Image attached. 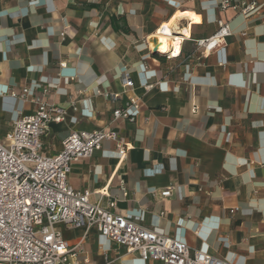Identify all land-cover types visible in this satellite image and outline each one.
Listing matches in <instances>:
<instances>
[{"label": "crops", "instance_id": "1", "mask_svg": "<svg viewBox=\"0 0 264 264\" xmlns=\"http://www.w3.org/2000/svg\"><path fill=\"white\" fill-rule=\"evenodd\" d=\"M223 1L0 0V141L37 98L66 110L42 138L44 154H57L74 131L113 129L133 145L126 161L118 168L116 144L104 141L72 165L76 190L104 207L114 199V212L192 250L264 264V0H229L227 8ZM249 4L256 11L245 16L240 7ZM219 19L232 35L210 53L197 48ZM165 26L184 37L177 57L155 50ZM125 73L132 88L123 86ZM24 88L25 98L12 96ZM131 98L141 105L136 120L111 124L112 111ZM111 176L102 200L96 191ZM169 187L172 195L161 197ZM58 225L80 245L78 261L162 264L95 229Z\"/></svg>", "mask_w": 264, "mask_h": 264}, {"label": "built area", "instance_id": "2", "mask_svg": "<svg viewBox=\"0 0 264 264\" xmlns=\"http://www.w3.org/2000/svg\"><path fill=\"white\" fill-rule=\"evenodd\" d=\"M230 5L231 1H223L222 8ZM240 11L249 16L256 11V7L254 4L243 5ZM217 26L212 36L196 40L197 48L210 53L222 40L232 35L225 21L219 19ZM158 35L173 38L174 42L180 38L178 53L174 54L172 46L168 56L180 55L184 37L172 36L166 27L159 29ZM60 65L65 66V63ZM123 86H134L129 73L124 74ZM153 86L148 84L146 87ZM28 93L29 88H24L21 94L12 92V96L23 99ZM101 95L114 100L119 98L113 93ZM140 109L139 100L131 98L126 105L112 111L110 123L119 119L135 121ZM65 113L66 110L58 104L37 98L36 109L15 120L5 139L0 141V264H86L76 259L80 245L71 246L58 230V224L82 228L86 232L95 229L111 242L124 247L128 253H137L144 262L233 264L207 252L192 250L183 241L114 212V199H110L108 206L104 207L91 200V191L76 190L68 181L74 163L91 158L102 148L104 141H110L116 144L119 168L133 145L117 131L105 127L74 131L63 140V147L57 154H44L42 138L51 123L64 120ZM112 176L104 188L96 191L102 200L110 196ZM122 190L127 197L128 190L125 187ZM172 192L173 188L169 187L162 190L160 196L168 198ZM70 258L75 261H70Z\"/></svg>", "mask_w": 264, "mask_h": 264}, {"label": "bare ground", "instance_id": "3", "mask_svg": "<svg viewBox=\"0 0 264 264\" xmlns=\"http://www.w3.org/2000/svg\"><path fill=\"white\" fill-rule=\"evenodd\" d=\"M189 16H191L194 21H196V22L199 21L198 17H196L194 14H190ZM165 27H167V26H165ZM165 27H163V29ZM183 34L186 36H189L188 32H183ZM157 37H159L158 39H160L156 43V47L158 48V50H160L162 53L165 54V53L172 51V46H173L175 48L173 50L174 54L178 53L180 38L177 39L178 41L174 42L173 38H169L167 36L159 35Z\"/></svg>", "mask_w": 264, "mask_h": 264}, {"label": "water", "instance_id": "4", "mask_svg": "<svg viewBox=\"0 0 264 264\" xmlns=\"http://www.w3.org/2000/svg\"><path fill=\"white\" fill-rule=\"evenodd\" d=\"M156 43H157V42L154 43V44H155V50H157Z\"/></svg>", "mask_w": 264, "mask_h": 264}, {"label": "rangeland", "instance_id": "5", "mask_svg": "<svg viewBox=\"0 0 264 264\" xmlns=\"http://www.w3.org/2000/svg\"><path fill=\"white\" fill-rule=\"evenodd\" d=\"M58 228L62 231V228L58 225Z\"/></svg>", "mask_w": 264, "mask_h": 264}]
</instances>
